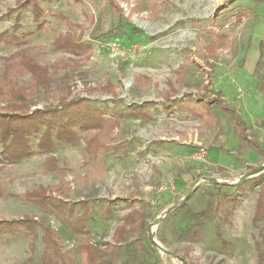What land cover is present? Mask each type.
Returning a JSON list of instances; mask_svg holds the SVG:
<instances>
[{"label": "rangeland", "instance_id": "obj_1", "mask_svg": "<svg viewBox=\"0 0 264 264\" xmlns=\"http://www.w3.org/2000/svg\"><path fill=\"white\" fill-rule=\"evenodd\" d=\"M24 1L0 0V33L18 38L0 43V89L21 90L30 109L86 98L108 123L47 151L33 134V154L0 157V264H55L43 223L68 264H83L85 242L108 247L103 264H264V217L255 216L264 184V0H38L37 21ZM63 34L91 47L57 48ZM175 98L198 113L182 102L168 110ZM93 140L111 147L95 152ZM246 174L239 200H226L229 183ZM57 185L59 211L24 198ZM116 197L145 222L120 241L115 229L132 206L107 211ZM23 217L38 224L1 223ZM82 219L85 233L67 223Z\"/></svg>", "mask_w": 264, "mask_h": 264}, {"label": "trees", "instance_id": "obj_2", "mask_svg": "<svg viewBox=\"0 0 264 264\" xmlns=\"http://www.w3.org/2000/svg\"><path fill=\"white\" fill-rule=\"evenodd\" d=\"M22 4L23 7L28 5L32 6V11L35 20L37 21V18L42 11L39 1L25 0ZM57 16L65 18L62 13H59ZM38 26L40 29H45L43 23H40ZM17 39L16 35H10L7 30L0 33V43L2 41L14 42ZM55 45L57 48L74 50L91 47V44L83 41L82 37L79 36L75 39L68 34L59 35L55 41ZM33 73L39 82L38 85L49 92L50 83L48 81L47 73L40 68L33 70ZM170 85H172L171 82ZM105 90L114 91V88L105 87ZM0 93L4 94L3 96L9 100V104L0 111V142L2 145L0 157L7 162H16L33 154L34 149L31 141V136L33 134H40L37 147L42 151H47L51 150L55 146V143L59 141L74 143L78 140L80 130H101L108 123L102 109L93 105V103L86 98H72L56 106L48 105L30 109L27 106V97L21 90L5 88V91L0 89ZM178 102L183 103H181L182 105L180 104L181 108H186L189 112L198 113L196 105H193L192 102L177 98L170 101L166 108L172 110L177 106L179 107ZM236 126L239 133L242 134L240 125ZM91 144L92 145L89 146H93L95 152H98L99 150L106 152L111 147L108 142L101 140H93V143ZM259 177H262V174L253 178L259 179ZM243 185L244 182L235 185V191L228 195L226 200H239L234 197V195ZM0 190H2L1 182ZM63 193L62 185H57L55 187H42L38 191L27 192L24 194V198L40 206H49L59 211L61 210L59 205H61L62 202L59 196ZM117 203H126L132 206V211L124 217L123 223L119 224L115 229V239L120 241L124 235L130 232V227L137 229L144 226L145 222L142 213L132 205L128 198L116 197L110 200L108 202L107 211L111 212L112 206ZM87 212L88 207L85 209V216ZM228 213H230V211H228ZM255 213L257 219L264 217V184L260 187ZM1 223H8L9 225L17 223L27 226V228H31L34 224H38L31 217L2 220ZM67 223L79 232L85 233L87 231L84 219L81 220L80 226H74L72 223H69L68 220ZM42 228V240L45 249L50 251L51 254L56 257L55 264H68L66 257L62 252L61 242L56 231H54L49 224L47 225L45 223L42 224ZM148 242L155 250L157 249L158 246L152 242L151 239L148 238ZM108 250V247L102 248L91 242H85L82 245L83 264H103V257Z\"/></svg>", "mask_w": 264, "mask_h": 264}, {"label": "water", "instance_id": "obj_3", "mask_svg": "<svg viewBox=\"0 0 264 264\" xmlns=\"http://www.w3.org/2000/svg\"><path fill=\"white\" fill-rule=\"evenodd\" d=\"M260 171V169H257V170H255L254 171V173H258ZM250 176L251 175H249V174H246V175H243V176H241L238 180H236V181H234V182H232V183H229V184H231V185H238V184H240L241 182H243L244 180H246V179H249L250 178ZM162 251H165V252H168V250L166 249V248H164L161 244H159V242H157L156 240H152Z\"/></svg>", "mask_w": 264, "mask_h": 264}]
</instances>
